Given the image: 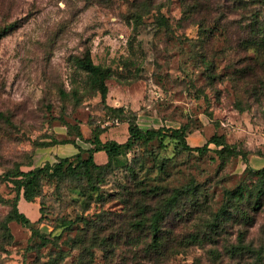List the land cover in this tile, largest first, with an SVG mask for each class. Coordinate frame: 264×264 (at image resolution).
Listing matches in <instances>:
<instances>
[{
    "label": "rangeland",
    "instance_id": "obj_1",
    "mask_svg": "<svg viewBox=\"0 0 264 264\" xmlns=\"http://www.w3.org/2000/svg\"><path fill=\"white\" fill-rule=\"evenodd\" d=\"M152 1L154 10L135 28L131 20L135 11L129 4L133 0L108 4L102 0H0V27L16 24L0 40V225L11 214L17 195L13 182L5 177L8 171L16 167L29 171L73 157L78 149L61 143L75 140L89 149L98 127L105 129L103 141L127 140V123H113L107 107L135 113L144 130L187 125L190 134L205 129L208 139L224 135L240 153L238 158L223 161L214 144L199 156L170 142L166 147L154 142L128 156L136 155L140 176L149 185L172 190L194 181L203 200L206 197L208 212L216 214L225 205L228 191L244 182L256 184L257 176L245 169L247 164L253 171L264 168V70L255 67L258 82H235L230 76L254 55L246 54L242 45L249 20L262 4L252 0H246V6L239 4L243 0ZM160 15L168 20L167 29L159 25ZM219 26L222 32L210 39V29ZM206 39L209 43L204 49ZM88 50L93 62L110 73L106 103L76 67L75 58ZM214 58L218 70L210 79L208 64ZM94 158L99 164L108 160L106 152ZM128 179L125 172L116 171L101 188V193L112 196L103 202L87 198V203L76 190L80 182L66 183L60 193L45 184L43 198L35 202L21 198L19 210L36 222L43 201L44 216L37 227L47 235L59 233L61 228H56L62 218L91 217L103 210L120 212L116 193ZM88 204L91 208L85 212ZM251 215L253 223L248 227L231 220L227 240L217 248L221 257L208 253L210 245L189 247L176 258V264L196 260L201 264H253L255 257H232L223 248V244H237L239 231L246 230L245 243L263 250L264 255V199ZM9 227L12 238H4L0 230V264H32L53 255L52 246L41 251L33 246L29 228L14 221ZM193 227L191 222H181L177 233H190ZM66 238L67 234L61 242ZM76 254L67 264H74ZM94 264H105L101 252Z\"/></svg>",
    "mask_w": 264,
    "mask_h": 264
},
{
    "label": "trees",
    "instance_id": "obj_2",
    "mask_svg": "<svg viewBox=\"0 0 264 264\" xmlns=\"http://www.w3.org/2000/svg\"><path fill=\"white\" fill-rule=\"evenodd\" d=\"M102 1L104 4L111 2ZM252 2L262 5L257 7L259 10L249 20L246 27L247 36L242 47L246 54L253 52L254 55H249L251 57L247 58L250 61L240 69L232 68L230 79L235 82L240 79L258 82L259 79L255 78L257 75L255 67L264 70V0ZM245 3L246 0L239 2L240 5ZM129 4L131 11H135L131 20L135 28H139L144 16L154 8L153 1L133 0ZM158 21L161 27L165 29L169 27V22L163 15L159 16ZM15 27L16 24L0 27V40ZM220 32H222L220 26L213 27L207 36L211 39ZM204 35L203 30L202 36ZM208 43L207 39L203 42L204 49ZM75 63L77 69L87 75V82L106 103L109 94L106 83L110 76L108 69L93 62L90 50L82 57H76ZM208 70L212 72L210 79L215 78L218 70L216 58L209 60ZM107 110L113 119L127 123L128 137L125 142L103 141L101 136L105 129L98 127L89 141L91 148L84 149L75 140H66L61 144H72L79 151L73 157L60 158L56 163H46L43 167L29 171H22L20 167H16L6 173L5 177L13 182L17 195L12 202L11 214L0 225L3 237L12 238L9 223L14 221L31 230V243L38 251L53 247V255L50 254L51 257L47 261L38 259L32 264H67V259L75 252L77 254L74 264H94L97 252L102 253L105 264H176V258L186 254L189 250L187 248L196 246L205 248L206 245L212 246L209 254L214 258L221 257L217 248L219 243L227 240L225 233L231 220L237 225L245 224L248 227L253 223L251 213L263 205L264 168L253 171L247 164L245 171L257 176L256 184L251 186L244 182L228 191L225 205L216 214L209 213L206 197L203 200V192L194 181L172 190L163 185H149L140 176L142 171L137 167L136 155L131 159L128 156L136 154L137 149L154 142L159 143L161 147H166V142H170L181 151L204 156L211 150L210 145L214 144L217 148L215 153L224 161L230 157L240 156L236 147L228 144L224 135L216 134L203 146L194 147L187 139L190 134L187 125L174 129L144 130L138 125L135 113L129 114L121 107H107ZM78 138L83 139L81 132H78ZM99 152H106L108 156L106 163L99 164L95 161L94 155ZM85 154L87 157H84ZM116 171L125 172L129 176L121 191L116 193L122 206L120 212L109 213L103 210L91 217L82 215L76 219L62 218L59 227L56 228L57 230L61 228L62 231L59 233L53 231L47 235L37 227L44 216L43 201L40 203L41 217L36 222L19 210L21 198L27 202L42 199L45 184L52 185L57 193L58 191L60 193L63 186L72 181L82 184L76 190L79 191V196L84 198V203H87V198L96 199L97 202L107 201L112 195L101 193V188L106 184L107 178ZM86 206L85 212H88L91 205ZM181 222L193 223L192 231L187 234L177 233ZM73 231L76 233L73 234ZM65 234L67 238L61 242ZM245 235L246 230L239 231L237 244H223L225 253L236 258L255 257L253 264H264L263 250L254 249L246 244ZM64 245L69 248L64 249ZM250 253L252 255H249ZM192 264L201 263L196 260Z\"/></svg>",
    "mask_w": 264,
    "mask_h": 264
},
{
    "label": "crops",
    "instance_id": "obj_3",
    "mask_svg": "<svg viewBox=\"0 0 264 264\" xmlns=\"http://www.w3.org/2000/svg\"><path fill=\"white\" fill-rule=\"evenodd\" d=\"M204 130L205 129H202V130L196 131L195 133L189 134L187 139L189 141V144H192L191 146L200 147V146H203L204 144H206V142L208 140V136L204 132Z\"/></svg>",
    "mask_w": 264,
    "mask_h": 264
},
{
    "label": "built area",
    "instance_id": "obj_4",
    "mask_svg": "<svg viewBox=\"0 0 264 264\" xmlns=\"http://www.w3.org/2000/svg\"><path fill=\"white\" fill-rule=\"evenodd\" d=\"M113 123L119 125L120 124V121L118 119H113ZM106 124H110V122L106 123Z\"/></svg>",
    "mask_w": 264,
    "mask_h": 264
}]
</instances>
